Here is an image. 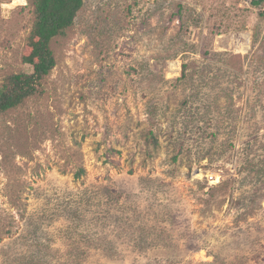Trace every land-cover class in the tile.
Returning <instances> with one entry per match:
<instances>
[{"label":"rangeland","instance_id":"374dc122","mask_svg":"<svg viewBox=\"0 0 264 264\" xmlns=\"http://www.w3.org/2000/svg\"><path fill=\"white\" fill-rule=\"evenodd\" d=\"M262 9L84 0L0 113V264H264ZM33 11L0 0V86Z\"/></svg>","mask_w":264,"mask_h":264},{"label":"trees","instance_id":"16d2710c","mask_svg":"<svg viewBox=\"0 0 264 264\" xmlns=\"http://www.w3.org/2000/svg\"><path fill=\"white\" fill-rule=\"evenodd\" d=\"M31 3L34 6L28 39L31 52L23 60L33 66V71L12 73L6 77L0 86V113L24 103L32 95L44 92L43 82L57 64L52 41L73 25L84 0H31ZM251 3L261 9L264 6V0H251ZM260 15L264 17L263 9ZM185 69L186 65L183 74ZM154 142L157 143V140L154 139Z\"/></svg>","mask_w":264,"mask_h":264},{"label":"bare ground","instance_id":"6f19581e","mask_svg":"<svg viewBox=\"0 0 264 264\" xmlns=\"http://www.w3.org/2000/svg\"><path fill=\"white\" fill-rule=\"evenodd\" d=\"M246 48H247V46H246ZM176 69H178V68H176Z\"/></svg>","mask_w":264,"mask_h":264}]
</instances>
